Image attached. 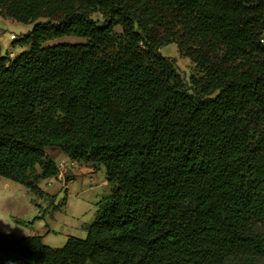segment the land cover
<instances>
[{
    "label": "trees",
    "instance_id": "1",
    "mask_svg": "<svg viewBox=\"0 0 264 264\" xmlns=\"http://www.w3.org/2000/svg\"><path fill=\"white\" fill-rule=\"evenodd\" d=\"M0 16L47 19L0 58V177L47 196L56 147L111 190L62 247L0 233V264H264V0H0ZM65 36L86 42L45 46Z\"/></svg>",
    "mask_w": 264,
    "mask_h": 264
},
{
    "label": "rangeland",
    "instance_id": "2",
    "mask_svg": "<svg viewBox=\"0 0 264 264\" xmlns=\"http://www.w3.org/2000/svg\"><path fill=\"white\" fill-rule=\"evenodd\" d=\"M93 17L102 20L100 14ZM45 21L47 19L41 18L36 22ZM35 23L26 24L0 16V58L12 59L27 50L29 45L22 46L16 41L32 30ZM85 42L84 38L65 36L47 41L45 46ZM160 52L163 56L175 59L177 69L187 83L197 73L195 65L180 54L175 43L161 47ZM53 148H49L48 152ZM55 159L57 163H65L71 169L70 160L64 153ZM72 172L75 175L71 180V177L64 175L60 176L61 180L58 177L43 180L40 187L48 194L43 197L18 182L0 177V233L17 236L49 233L43 242L51 247L64 246L69 236L85 238L87 226L95 220L97 202L110 194L111 190L106 182L103 165L95 167L82 162L81 168Z\"/></svg>",
    "mask_w": 264,
    "mask_h": 264
},
{
    "label": "crops",
    "instance_id": "3",
    "mask_svg": "<svg viewBox=\"0 0 264 264\" xmlns=\"http://www.w3.org/2000/svg\"><path fill=\"white\" fill-rule=\"evenodd\" d=\"M50 148H52V147H50ZM49 149V148H48ZM48 149H47V154L52 158V159H54L55 161H56V163H57V160L55 159V158H58L59 157V155L61 154V153H63V152H61L60 150H59V148L57 149L56 147L55 148H53V150L51 151H49L48 152ZM68 157V156H67ZM68 159H69V157H68ZM70 160V159H69ZM81 163L82 162H77V161H72V160H70V167H71V169H68V167L66 166V164L65 163H57L58 164V166H59V170H60V173H59V175L57 176L58 177V179L59 180H61V177L60 176H62V175H64V177L65 176H67V177H71L70 178V180L74 177V173L72 172L73 170H75V171H77V170H79L80 168H81ZM64 168V169H63ZM48 179H50V178H48ZM48 179H45V180H48ZM43 181V180H42ZM41 181V182H42ZM40 182V183H41ZM106 182H107V180H106ZM40 183H39V186H40ZM108 183V182H107ZM48 234L49 233H46L45 235H41L42 237H43V240L45 241V238L48 236ZM47 244H50V243H47Z\"/></svg>",
    "mask_w": 264,
    "mask_h": 264
},
{
    "label": "built area",
    "instance_id": "4",
    "mask_svg": "<svg viewBox=\"0 0 264 264\" xmlns=\"http://www.w3.org/2000/svg\"><path fill=\"white\" fill-rule=\"evenodd\" d=\"M11 38H13V39H15V37L14 36H12ZM263 42H264V40H262ZM64 169V168H63Z\"/></svg>",
    "mask_w": 264,
    "mask_h": 264
}]
</instances>
